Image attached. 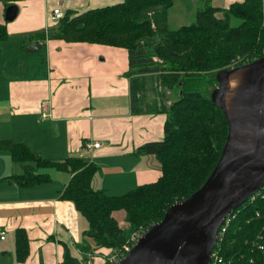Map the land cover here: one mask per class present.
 <instances>
[{
    "label": "trees",
    "instance_id": "16d2710c",
    "mask_svg": "<svg viewBox=\"0 0 264 264\" xmlns=\"http://www.w3.org/2000/svg\"><path fill=\"white\" fill-rule=\"evenodd\" d=\"M171 4V0H120L81 12L66 9L49 33L41 30L31 34L40 43L48 36L127 49L129 68L125 75L131 89V112L165 114L162 138L146 141L135 149L136 153L153 154L157 159L161 172L155 180L122 194L108 195L91 187V177L97 170L93 162L79 156L45 159L23 142L0 140V149L9 152L13 164L21 169L0 180L30 187L49 180V174L38 168L68 171L71 176L60 196L72 201L86 218L84 234L94 245L111 251L119 250L133 231L144 230L163 216L168 205L199 187L215 164L227 122L222 110L201 93L198 85L202 77L204 82L216 83L214 73L223 68L221 64L235 66L264 55V47L256 50L264 46L262 0L234 1L224 8L206 4L196 10L191 23L176 29L168 26ZM220 9L222 17L216 15ZM232 18L239 20L235 26L230 24ZM7 37L5 25L0 22V43ZM146 81L154 93L151 101L146 95ZM170 92H176L174 98L168 96ZM119 209L124 211L125 227L112 215ZM256 210L259 215H255ZM229 216L220 242L224 257L230 264H264V254L252 243L264 228V191L247 198ZM14 242L16 259L23 260L27 253L23 228L15 229ZM82 249L89 251L90 247L84 243ZM62 264L82 263L64 252Z\"/></svg>",
    "mask_w": 264,
    "mask_h": 264
},
{
    "label": "crops",
    "instance_id": "0c3cea01",
    "mask_svg": "<svg viewBox=\"0 0 264 264\" xmlns=\"http://www.w3.org/2000/svg\"><path fill=\"white\" fill-rule=\"evenodd\" d=\"M118 1L0 0L6 41L14 37L19 41L18 53L11 61L2 56L0 43V140L23 142L45 159L82 156L97 165L91 187L108 195L122 194L158 177L161 171L155 156L135 149L162 138L165 114L131 112L126 48L48 36L40 43L31 34L50 32L54 25L50 12L55 7L62 12H81ZM223 1L227 7L239 0ZM10 5H16L15 14L6 20L4 13ZM33 41L43 50L42 75L38 71L33 75L30 58L25 57L29 52L21 48ZM43 100L49 107L45 117L40 115ZM86 140L99 142V146L85 151L82 145ZM38 170L47 172L49 180L30 187L0 180V231L4 232L0 264H62L64 252L82 264H104L111 249L94 245L84 234L86 218L72 201L60 196L71 174L55 167ZM20 171L9 152L0 149V178ZM123 214L121 210L112 212L125 227ZM17 227L27 236L23 260L15 257ZM84 243L89 251L82 249Z\"/></svg>",
    "mask_w": 264,
    "mask_h": 264
},
{
    "label": "water",
    "instance_id": "95a60500",
    "mask_svg": "<svg viewBox=\"0 0 264 264\" xmlns=\"http://www.w3.org/2000/svg\"><path fill=\"white\" fill-rule=\"evenodd\" d=\"M16 5L4 18H13ZM41 47L24 46L25 52ZM211 101L226 119L221 151L202 184L165 209L112 264H208L227 213L264 183V55L214 73Z\"/></svg>",
    "mask_w": 264,
    "mask_h": 264
},
{
    "label": "rangeland",
    "instance_id": "374dc122",
    "mask_svg": "<svg viewBox=\"0 0 264 264\" xmlns=\"http://www.w3.org/2000/svg\"><path fill=\"white\" fill-rule=\"evenodd\" d=\"M171 2H172V4L168 8V26L171 29H176L178 27H181L183 25H187V24L191 23L195 18L196 10L203 7L206 4H209V3L212 5L215 4V5L220 6L221 8H224V6L226 4V2H224L223 0H171ZM263 3H264V0H263ZM222 10L223 9H220L218 12H216V15L219 17H222V13H221ZM238 22H239V20L236 18H232L230 20V24L233 26H235ZM11 36L14 37L15 35L12 34ZM16 39L17 38L14 37L13 40H11V41H6L5 43H1V44H3L2 56L3 57L5 56V58L10 60V61L13 60V55H17V53H18L17 46H18L19 41H17ZM263 47L264 46H259L258 49H256V50H259ZM263 51H264V49H263ZM36 52H38V53H36ZM253 54H255V53L253 52ZM25 57H26V59L30 58L29 63L31 64L33 75H35L37 73L36 71H38L39 74L42 75L44 72V66L42 64L43 50L39 49L38 51H35L32 53L29 52L28 54H26ZM152 57L155 59L156 58L159 59L157 55L156 56L153 55ZM162 62L163 61H161V63ZM17 65L19 66L20 63ZM222 66H223V68L230 67V66L226 67L225 64L220 65V67H222ZM204 80H205V78L203 76L202 82H200L198 86H200L199 89H200L201 93L203 95H205L206 97H208L212 87H214L217 84V82L216 83L211 82V81L204 82ZM146 82H147V83H145L146 95H147L149 101H151L154 93L150 90L151 87H150L149 81H146ZM175 94H176V92L174 93V95ZM174 95L171 92L168 93L169 97L174 98ZM168 102L169 101L166 100V104H168ZM119 210H121V209H119ZM121 211L124 213L123 210H121ZM125 223L127 225V222H125ZM106 261H109V260L107 259Z\"/></svg>",
    "mask_w": 264,
    "mask_h": 264
},
{
    "label": "built area",
    "instance_id": "2783aa9c",
    "mask_svg": "<svg viewBox=\"0 0 264 264\" xmlns=\"http://www.w3.org/2000/svg\"><path fill=\"white\" fill-rule=\"evenodd\" d=\"M61 15H62V11L58 9V7H55L50 12V19L53 22H55L61 17ZM40 108H41V112H40L41 117H45L47 116V114H49V107L47 101L45 100L41 101ZM98 146H99V142L86 140L83 142L82 149L85 151H91V149ZM262 190L264 191V183L260 186V188L256 192H254L248 198L253 199ZM259 212H260L259 210H256L255 215H259ZM229 217H230L229 213H227L223 218L222 222L220 223V225L218 226L216 241L211 249V252H209L210 257L208 264H230V260L225 258L224 255L222 254L221 246H220V242L222 240V237L229 222ZM143 231H144L143 229H137L133 231L130 237L128 238V240L125 241V243L121 246L119 250L111 251V253L107 257L109 262H115L121 257H123V255H125L128 252L129 248L135 243L136 239ZM3 233H4L3 231H0V239L4 237ZM252 243L256 247V249H258L260 252L264 254V228H262L258 233H256V235L252 240Z\"/></svg>",
    "mask_w": 264,
    "mask_h": 264
}]
</instances>
